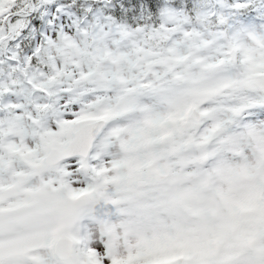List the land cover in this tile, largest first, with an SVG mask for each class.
Returning a JSON list of instances; mask_svg holds the SVG:
<instances>
[{"label": "snow or ice", "instance_id": "6c2138e0", "mask_svg": "<svg viewBox=\"0 0 264 264\" xmlns=\"http://www.w3.org/2000/svg\"><path fill=\"white\" fill-rule=\"evenodd\" d=\"M0 264H264V0H0Z\"/></svg>", "mask_w": 264, "mask_h": 264}]
</instances>
